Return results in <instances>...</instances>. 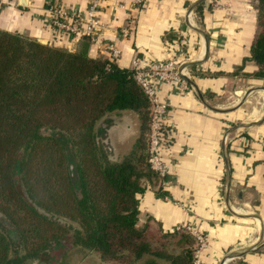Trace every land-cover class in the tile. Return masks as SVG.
<instances>
[{
    "label": "crops",
    "instance_id": "0c3cea01",
    "mask_svg": "<svg viewBox=\"0 0 264 264\" xmlns=\"http://www.w3.org/2000/svg\"><path fill=\"white\" fill-rule=\"evenodd\" d=\"M196 1L99 0L98 37L101 45H116L113 60L121 68L130 69L134 56L158 60L179 51L182 62H194L183 75L187 88L179 82L159 84L158 98L168 104L160 148L166 184L158 179L139 195L138 225L148 222L164 233L179 226L197 230L205 239L199 264H220L229 253L254 246L225 264H264V81L252 75L257 64L251 55L256 0H203L192 8ZM89 2L0 0V29L74 49L80 34L71 37L52 28L50 7L83 17ZM88 54L111 59L89 40ZM103 121L108 122L103 141L109 158L118 160L141 136L139 116L116 110L96 128Z\"/></svg>",
    "mask_w": 264,
    "mask_h": 264
},
{
    "label": "trees",
    "instance_id": "16d2710c",
    "mask_svg": "<svg viewBox=\"0 0 264 264\" xmlns=\"http://www.w3.org/2000/svg\"><path fill=\"white\" fill-rule=\"evenodd\" d=\"M256 9L252 75L264 81V0ZM126 109L138 114L141 136L111 160L103 141L108 122L96 124ZM149 112L132 72L90 56L85 35L68 49L0 29V213L13 235L0 231V264H53L73 246L113 264L146 255L147 264H192L193 236L138 226L139 195L159 179L147 161ZM167 239L180 253L164 250Z\"/></svg>",
    "mask_w": 264,
    "mask_h": 264
},
{
    "label": "built area",
    "instance_id": "2783aa9c",
    "mask_svg": "<svg viewBox=\"0 0 264 264\" xmlns=\"http://www.w3.org/2000/svg\"><path fill=\"white\" fill-rule=\"evenodd\" d=\"M139 1L136 0V2ZM98 8L99 0H90L85 16L80 17L70 13L63 7L51 6L52 15L49 19V25L71 37L78 34L85 35L94 50L101 53L107 51L109 57L113 60L117 57L119 51L113 42L108 41L101 45V40L98 37L100 24L97 17ZM123 32L126 34L127 29H123ZM179 52L178 55H173V57L158 60H150L144 56H134L129 69L150 101L149 124L146 132V154L150 169L157 174L162 185L166 184L164 180L166 168L161 159L160 148L165 137L163 118L168 110V104L159 100L157 92L159 84L162 82H179L182 88H187V83L183 79L186 68H181L185 61L182 62L179 59V57L183 58L184 54L182 51ZM183 229L189 231L196 239L197 246L193 254L195 258L193 264H199V254L205 246V239L201 233L189 226L176 228L177 231Z\"/></svg>",
    "mask_w": 264,
    "mask_h": 264
},
{
    "label": "rangeland",
    "instance_id": "374dc122",
    "mask_svg": "<svg viewBox=\"0 0 264 264\" xmlns=\"http://www.w3.org/2000/svg\"><path fill=\"white\" fill-rule=\"evenodd\" d=\"M185 63H186V61H185ZM185 63H183V64H185ZM181 68H184V67H181ZM185 73H187L186 70H185ZM105 146H106V151L109 152V148L107 147L108 145L105 144ZM128 150L130 151L131 148ZM128 152H126V154ZM110 154H111V152L109 153V155ZM126 154H124V155H126ZM59 221L65 225H69L72 227H76V225H77L75 222L70 221L68 219H62L61 218V219H59ZM143 225H138V226L141 227ZM152 226H153V228L158 229L157 226H155V225H152ZM10 229H11V225H9V223L6 221L4 216L0 213V231L3 232L4 234H6V236H8V237H13V235H11L12 231ZM196 246H197V243L195 240L194 245L192 246V249H193L192 255L194 254ZM164 250H166L169 253H173V255H175V254L180 253L181 248L179 246H177L175 241L167 239V243L164 247ZM13 251H14V248L12 247V249L10 251V256L12 255ZM21 253H23V252L21 251ZM88 253H93V255L91 257H89V259L85 263H83L82 258L85 257L86 254H88ZM96 254H97L96 252H92V251L82 249L80 246H77V247L73 246L70 249L66 250L62 255L57 257L53 264H100L96 258ZM148 259H150V256L146 255L142 259H140L138 262L133 263V264H146V261ZM56 260H58V261L56 262ZM156 260L158 261V264H172L170 261L165 260V259L158 258ZM194 260H195V258L193 256L192 264L194 263L193 262ZM26 263L27 264H47L46 262H38V261L31 260V259L27 260ZM107 263L113 264V263H109V262H107ZM114 264H116V263H114Z\"/></svg>",
    "mask_w": 264,
    "mask_h": 264
},
{
    "label": "water",
    "instance_id": "95a60500",
    "mask_svg": "<svg viewBox=\"0 0 264 264\" xmlns=\"http://www.w3.org/2000/svg\"><path fill=\"white\" fill-rule=\"evenodd\" d=\"M202 1H203V0H198V1H196V2L194 3V5L192 6V8H194L196 5H198V4L201 3ZM190 11H191V9H190ZM193 64H194L193 61H189V62H186L185 64H183L182 67L187 68L189 65H193ZM263 88H264V87H263ZM249 93H250V91L247 92V93H245V95L242 97L241 101H240L236 106L241 105V103L244 102V100H245L246 97L249 95ZM233 108H234V107H233ZM233 108H230V109H233ZM230 109H229V110H230ZM251 124H252V123H251ZM243 125L245 126V125H250V124H243ZM254 248H256V246H254V247H248V248H246V249H244V250H242V251L231 252V253H229V255H227V256H226V257L220 262V264H225V262H226L227 260H230V259H233V258L239 257V256L243 255L244 253H247V252L253 250Z\"/></svg>",
    "mask_w": 264,
    "mask_h": 264
},
{
    "label": "bare ground",
    "instance_id": "6f19581e",
    "mask_svg": "<svg viewBox=\"0 0 264 264\" xmlns=\"http://www.w3.org/2000/svg\"><path fill=\"white\" fill-rule=\"evenodd\" d=\"M262 96H263V102H264V91L262 92ZM250 112V111H249ZM253 112H254V110H253ZM251 114V113H250ZM242 213V212H241Z\"/></svg>",
    "mask_w": 264,
    "mask_h": 264
}]
</instances>
